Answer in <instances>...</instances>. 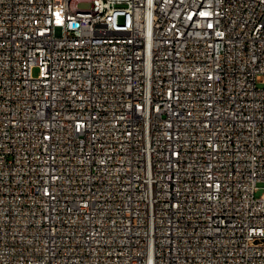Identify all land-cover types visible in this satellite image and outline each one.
Listing matches in <instances>:
<instances>
[{"label":"built area","instance_id":"obj_1","mask_svg":"<svg viewBox=\"0 0 264 264\" xmlns=\"http://www.w3.org/2000/svg\"><path fill=\"white\" fill-rule=\"evenodd\" d=\"M0 264H264V0H0Z\"/></svg>","mask_w":264,"mask_h":264},{"label":"rangeland","instance_id":"obj_2","mask_svg":"<svg viewBox=\"0 0 264 264\" xmlns=\"http://www.w3.org/2000/svg\"><path fill=\"white\" fill-rule=\"evenodd\" d=\"M82 6H83V5H82ZM36 73H37V69H36V68H34V69H33V74H34V75H36ZM259 193H260V191H259V192H257V194H259Z\"/></svg>","mask_w":264,"mask_h":264}]
</instances>
